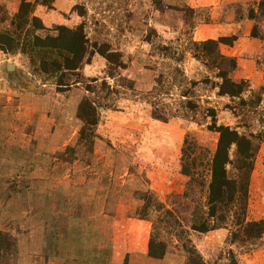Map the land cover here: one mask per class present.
Returning <instances> with one entry per match:
<instances>
[{
  "label": "rangeland",
  "instance_id": "1",
  "mask_svg": "<svg viewBox=\"0 0 264 264\" xmlns=\"http://www.w3.org/2000/svg\"><path fill=\"white\" fill-rule=\"evenodd\" d=\"M21 1L0 0V30L11 29ZM259 1L240 8L257 11ZM160 2L55 0L51 8L37 6L36 14L50 30L85 22L93 42L109 41L124 54V75L135 82V91L125 90L118 102L119 111L102 113L91 149L79 143L77 108L87 94L84 88L61 94L33 71L27 57L0 51V231L12 234L19 245L18 256L7 264L187 263L182 243L167 230L160 231L168 245L166 256L149 257L152 224L142 219L144 198L152 194L184 218L183 206L200 194L181 172L185 139L213 153L218 135L208 130L209 108L217 110L219 124L247 123L255 130L261 113L241 120L226 108L237 104L218 95L216 71L191 54L198 22L186 24L182 0H164L158 9ZM77 5L85 7L84 17L73 12ZM209 14L208 8L197 13L203 23ZM252 22L264 40V22ZM150 35L156 38L153 46L147 42ZM160 43L173 49L174 59L159 57ZM259 63L264 64V55ZM8 64L18 71L7 70ZM106 68L96 56L84 74L101 84ZM189 92L198 106L195 115L167 123L152 120L154 104L166 113L185 114L182 95ZM251 189L249 221L264 220V146ZM229 236V230L194 233L192 241L207 264L227 262L230 250L240 264H264V238L253 250L230 244Z\"/></svg>",
  "mask_w": 264,
  "mask_h": 264
},
{
  "label": "trees",
  "instance_id": "2",
  "mask_svg": "<svg viewBox=\"0 0 264 264\" xmlns=\"http://www.w3.org/2000/svg\"><path fill=\"white\" fill-rule=\"evenodd\" d=\"M54 2L55 0H22L19 11L11 21V29L0 30V51L27 57L33 71L54 85L61 94L84 88L87 94L77 108V118L82 124L79 143L91 149L98 138L97 128L102 113L119 111L118 102L126 94L125 90L135 91V82L124 75L128 69L124 54L115 50L109 41L93 42L85 22L74 28L65 25L53 30L47 28L36 14V9L38 5L51 8ZM158 6L160 9L162 2ZM241 6H235L238 19H262L264 22V0L259 1L257 11L250 9L244 12ZM85 11V7L81 5L73 9L81 17H84ZM185 13L186 24L190 25L193 21L195 23L197 12L187 7ZM151 31L154 37L159 36L155 28ZM251 35L264 41L257 25L253 27ZM154 37H147V42L152 46L156 42ZM236 41V36L206 41H195L192 37L191 54L206 67L212 65L217 73L215 88L218 95L237 104L226 106L235 117L246 120L250 114L261 113V118L256 120L258 130L247 123H238L236 126L219 124L217 110H207V118L210 119L208 130L218 135V142L215 151L211 153L199 148L195 142L191 143L189 138L184 141L181 172L189 178V188L200 192L183 206L184 218L152 194L144 198L142 219L152 224L148 255L153 259H163L168 252L167 243L160 238L162 230H167L182 243L187 257L186 264H207L192 241L194 233L207 235L214 231L229 230L230 244L250 245L253 250L259 247L264 238V220L249 221L248 218L252 177L258 155L264 146V85L256 90L250 81L234 79L233 75L238 69L237 59L225 56L221 45L233 47ZM156 50L164 60L175 58L176 53L167 44L160 43ZM96 56L107 63L106 77L101 84L99 79L87 78L84 74L85 67ZM176 71L180 72L178 68ZM109 79L119 84L112 87ZM159 84L163 85V79ZM181 106L185 114L180 111L166 113L154 104L151 118L157 124L167 123L172 118H189L191 113L195 115L198 110L190 92L182 95ZM197 152L199 156L194 157ZM18 254L17 239L10 233L0 231V264L15 260ZM226 258L228 261L224 262L222 258L221 264H240L233 250L229 251Z\"/></svg>",
  "mask_w": 264,
  "mask_h": 264
},
{
  "label": "crops",
  "instance_id": "3",
  "mask_svg": "<svg viewBox=\"0 0 264 264\" xmlns=\"http://www.w3.org/2000/svg\"><path fill=\"white\" fill-rule=\"evenodd\" d=\"M161 1L164 3V0ZM249 1L251 0H182L186 8L190 7L197 13L203 8H208L210 11L209 20L205 23L199 20V16L196 17L198 23L193 30L195 41L237 37L233 47L221 45V51L225 56L237 59L238 69L233 75L234 79L248 80L252 87L257 89L264 83V64L259 63L264 55L263 45L251 35L253 22L246 18L238 19L235 9L236 5H243ZM17 71L15 68L12 73Z\"/></svg>",
  "mask_w": 264,
  "mask_h": 264
},
{
  "label": "water",
  "instance_id": "4",
  "mask_svg": "<svg viewBox=\"0 0 264 264\" xmlns=\"http://www.w3.org/2000/svg\"><path fill=\"white\" fill-rule=\"evenodd\" d=\"M15 66L14 65H12V64H9L8 66H7V70H9V71H13V70H15Z\"/></svg>",
  "mask_w": 264,
  "mask_h": 264
}]
</instances>
